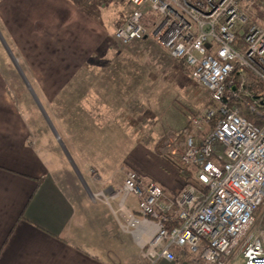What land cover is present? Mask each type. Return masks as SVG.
<instances>
[{
  "label": "built area",
  "instance_id": "2783aa9c",
  "mask_svg": "<svg viewBox=\"0 0 264 264\" xmlns=\"http://www.w3.org/2000/svg\"><path fill=\"white\" fill-rule=\"evenodd\" d=\"M131 4L113 39L155 44L187 67L210 104L162 149L193 172L192 182L166 195L130 169L105 204L148 264L178 254L203 264H264V0Z\"/></svg>",
  "mask_w": 264,
  "mask_h": 264
},
{
  "label": "rangeland",
  "instance_id": "374dc122",
  "mask_svg": "<svg viewBox=\"0 0 264 264\" xmlns=\"http://www.w3.org/2000/svg\"><path fill=\"white\" fill-rule=\"evenodd\" d=\"M73 2L90 18L89 25L79 22V36L96 44L104 40L75 79L44 99L30 71L34 68L25 61L14 18L7 14H0V71L34 146L48 156L56 181L80 214L81 226L114 243L125 242L103 196L121 187L130 169L157 183L152 178L172 177L169 166L178 189L188 182L180 176L179 162L163 154L164 141L181 133L187 117L206 108L210 99L187 67L152 42L122 45L113 39L134 11L129 0ZM0 8H6L2 0ZM182 141H175L180 151Z\"/></svg>",
  "mask_w": 264,
  "mask_h": 264
},
{
  "label": "crops",
  "instance_id": "0c3cea01",
  "mask_svg": "<svg viewBox=\"0 0 264 264\" xmlns=\"http://www.w3.org/2000/svg\"><path fill=\"white\" fill-rule=\"evenodd\" d=\"M2 2L6 8H0V14L14 18L25 61L34 68L30 71L39 80L44 99L57 96L92 51L104 44L79 36V22L89 25L90 18L73 0ZM9 94L0 71V264H148L129 235L125 234L127 241L114 243L81 226L80 214L56 181L48 156L34 146L26 120ZM171 168L166 169L171 178H152L166 195L178 190ZM129 206L135 210V200L130 199ZM237 260L228 264L242 263ZM156 264L203 263L178 254L175 262Z\"/></svg>",
  "mask_w": 264,
  "mask_h": 264
},
{
  "label": "trees",
  "instance_id": "16d2710c",
  "mask_svg": "<svg viewBox=\"0 0 264 264\" xmlns=\"http://www.w3.org/2000/svg\"><path fill=\"white\" fill-rule=\"evenodd\" d=\"M178 165H179L180 176L185 177L188 182H192L193 181V172L191 170H189L188 168L182 166L181 164H178Z\"/></svg>",
  "mask_w": 264,
  "mask_h": 264
}]
</instances>
